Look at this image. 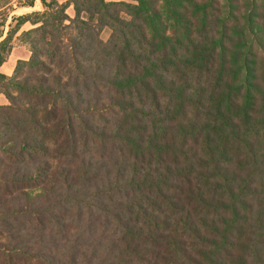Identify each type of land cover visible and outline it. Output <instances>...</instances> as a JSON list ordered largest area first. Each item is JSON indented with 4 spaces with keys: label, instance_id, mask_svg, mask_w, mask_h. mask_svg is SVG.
I'll use <instances>...</instances> for the list:
<instances>
[{
    "label": "trees",
    "instance_id": "obj_1",
    "mask_svg": "<svg viewBox=\"0 0 264 264\" xmlns=\"http://www.w3.org/2000/svg\"><path fill=\"white\" fill-rule=\"evenodd\" d=\"M43 5L0 24V264H264V0Z\"/></svg>",
    "mask_w": 264,
    "mask_h": 264
},
{
    "label": "rangeland",
    "instance_id": "obj_2",
    "mask_svg": "<svg viewBox=\"0 0 264 264\" xmlns=\"http://www.w3.org/2000/svg\"><path fill=\"white\" fill-rule=\"evenodd\" d=\"M60 2L64 3L67 2V0H60ZM33 3L35 5L34 7H31V4ZM43 11H44L43 0H0V24H4V29H3V31L5 32L4 38L8 37L10 32H13V30L17 25V18L19 16H24L27 14H32L34 12H43ZM69 13L70 15L74 16L73 9H70ZM32 28L33 27L31 24H27L23 26L20 32L14 37L13 51L11 53L12 63L16 64L19 62V60H27L31 57V50L28 45L29 40L25 36H23V34L24 32L31 30ZM108 36H109V30L105 31L103 34L104 39H107ZM5 72L10 73L11 69L7 67L5 69ZM1 103L7 104L8 102L4 97H0V104Z\"/></svg>",
    "mask_w": 264,
    "mask_h": 264
},
{
    "label": "crops",
    "instance_id": "obj_3",
    "mask_svg": "<svg viewBox=\"0 0 264 264\" xmlns=\"http://www.w3.org/2000/svg\"><path fill=\"white\" fill-rule=\"evenodd\" d=\"M67 1H70V0H67ZM107 1H109V2H111V1H113V2H118V1H121V0H107ZM70 9H73V7H71ZM69 9V10H70ZM74 10V9H73ZM68 13H69V11H68ZM69 15H70V13H69ZM70 16H72V15H70ZM73 17V16H72ZM28 24H30V23H28ZM27 25V24H26ZM33 27V26H32ZM11 56L12 55H10V57H9V60L7 61V63H5L1 68H0V73H2V74H5V75H7V76H12L13 74H14V71H15V68H16V64H18V63H16V64H14V63H12L11 62ZM28 60V59H27ZM20 61V60H19ZM9 68V69H11V72L10 73H8V72H5V69L6 68ZM2 97V96H1ZM5 98V97H4ZM6 99V98H5ZM6 104V103H5ZM0 105H4V103H1Z\"/></svg>",
    "mask_w": 264,
    "mask_h": 264
}]
</instances>
